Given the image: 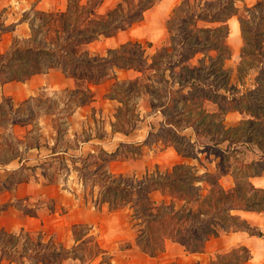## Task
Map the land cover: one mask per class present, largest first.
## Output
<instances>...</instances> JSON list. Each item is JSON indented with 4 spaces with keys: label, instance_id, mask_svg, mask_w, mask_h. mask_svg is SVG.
Segmentation results:
<instances>
[{
    "label": "trees",
    "instance_id": "16d2710c",
    "mask_svg": "<svg viewBox=\"0 0 264 264\" xmlns=\"http://www.w3.org/2000/svg\"><path fill=\"white\" fill-rule=\"evenodd\" d=\"M100 1L89 0L82 4L81 0H70L68 9L71 13L68 19L70 26L64 34L63 42L53 50L37 46L38 33L32 26V38L29 42L20 44L18 39H14L10 50L0 56V84L26 81L35 74L53 68H60L67 76L88 82H98L104 79L109 71L115 69H132L142 74L145 69L153 71L157 77L154 83L160 88L154 86L155 84L151 86L147 84L145 90L151 97L150 103L153 109L162 113L165 125L155 132L151 131L140 146L124 143L113 153L101 150L97 159L93 155L78 157L80 166H76L75 170L83 187L89 186L91 193L96 187L98 188V206L108 204L110 210L124 207L132 210V219L141 227L136 242L150 256L163 252L167 241L181 245L188 253H201L208 240L222 234L243 231L264 237L262 231L253 227L239 214L240 212L264 213V189L252 183L253 178L264 176V124L257 122L264 119V0L254 7L243 6L241 13L237 3L242 0H215V3L209 0L193 2L182 0L166 22L170 44L169 49H163V56L172 55L173 60L170 57L167 65L162 64V56L154 55L151 57V64L146 68L143 67L147 61L144 54L147 48L153 47L150 43L143 47L139 42H128L117 49L109 50L105 57L90 56L87 52L77 53V50L80 45L88 44L100 35L113 36L140 23L144 19L145 12L160 0H141L134 8L128 6L127 12L122 8L125 0H121V3L105 18L91 20L87 29L78 31L81 18L92 15ZM232 16H239L241 23L245 44L242 54L247 53L257 61L255 68L258 69V73L253 88H247L244 92L230 93L225 87L224 92H221L215 90L212 84H204L210 80L213 71H221L225 60L231 57V50L227 46L229 29L227 26H220L198 30L197 25L199 22L226 25ZM0 30L6 31L7 28L0 27ZM194 30L199 33L194 34ZM132 47L138 49L133 50ZM169 50L172 51L171 54ZM208 52H215L216 56L204 55L199 60V66H186L197 55ZM40 61H44L42 68L38 66ZM251 67L253 66L248 69ZM176 69H179V72H175ZM167 72L170 80L164 79ZM151 78L152 76L148 80H152ZM140 80L139 78L134 81L136 88ZM120 86L123 94L129 93V82L120 83ZM161 86L166 88L164 93H161ZM135 92L136 90L132 88L129 97ZM79 93L83 94L79 104L86 103L90 98L89 90ZM179 98L197 101V104L178 109L176 100ZM203 101L220 108L224 113L237 111L249 119L241 120L237 127L225 128L221 122L213 124L218 118V115L214 114L202 129L198 126L203 124L208 116L204 111L194 114L191 121H189L190 114L186 117L182 115L200 108ZM122 103L127 109V103ZM120 113L123 117L118 118V122H124L127 127L122 125L118 128L128 133L134 128V120L128 117L129 110L122 109ZM179 125L183 129L192 128L196 137L200 134L209 136L211 133H215V137L219 135L222 137L220 139L211 137L210 141L213 144H206L203 149L197 151L196 142L192 143L186 136H180L177 132L175 128ZM210 125L212 128H208ZM241 126L247 135L245 141L241 138ZM163 127L174 138L188 146L185 154L179 146H174L178 153L192 159H199L197 156L199 152L213 154L218 159V170L199 175L197 167L181 163L173 166L171 170H161L156 166L153 173L141 178L115 176L109 172L107 168L109 162L117 159L129 148L132 154L140 155L142 146L163 140V137H159L161 130L164 131ZM60 128L58 135L61 132ZM213 128H217L218 131L213 132ZM251 139H254L252 143L259 150L256 152L251 149V152L259 159L245 162L237 157L234 147L242 143L249 144ZM223 143H227L226 149L220 147ZM227 176L232 177L234 181L233 187L229 190L220 183L221 179ZM204 185L207 186L205 193ZM155 193L163 197L168 196L170 201L162 199L159 202L153 197ZM0 234L2 254L9 255L13 259H16L17 255L30 256L24 249L20 252L16 248L21 234L16 237L3 230H0ZM38 236L41 238L40 234ZM10 239L13 241L11 245ZM39 247L32 257L42 258L43 255L62 254L64 258L71 252L61 250L57 253L44 249L41 253ZM251 257L249 249L239 247L227 255L218 256L212 264H243Z\"/></svg>",
    "mask_w": 264,
    "mask_h": 264
},
{
    "label": "crops",
    "instance_id": "0c3cea01",
    "mask_svg": "<svg viewBox=\"0 0 264 264\" xmlns=\"http://www.w3.org/2000/svg\"><path fill=\"white\" fill-rule=\"evenodd\" d=\"M88 1L81 0L82 4ZM261 1L242 0L237 7H254ZM181 2L160 0L145 12L140 23L113 36L100 35L80 45L79 51L105 57L109 50L128 42L150 43L153 47L166 43V22ZM119 3L121 0H101L90 17L102 20ZM33 4L37 10L51 13L66 12L70 7L68 0H0V27L7 28L0 30V56L10 50L14 39L20 44L31 40V24L25 16ZM227 24V42L232 50V60L228 62L238 66L244 47L239 16H232ZM138 78L140 74L132 69H115L98 82H88L53 68L26 81L0 84V117L5 119L0 123V230L16 237L21 233L40 234L41 253L44 249L57 253L70 251L90 238L97 250L87 259L75 254L64 258L62 254L42 258L17 255L16 259L0 255V264H212L218 256L239 247L249 249L252 254L243 264H264V237L243 231L211 238L201 253H188L181 245L167 241L163 252L150 256L134 241L132 227L122 221L124 214L130 215L128 207L110 212L108 204L97 205V191L88 193L83 187L75 170L80 166L78 157L93 155L97 159L101 150L113 153L124 143L140 146L151 131L165 125L162 113L153 110L147 99L146 105L139 101L132 106L140 118L134 128L128 133L118 128L123 103L112 94L114 83ZM86 90L90 98L80 105L83 94L78 95L77 91ZM74 100L78 101L71 107ZM228 115L243 119V114L237 111ZM182 130L181 135L189 132L188 139L192 143L197 141L192 128ZM11 140H15L14 146ZM163 140L142 146L140 155L125 151L109 162V172L115 176H145L153 173L156 166L171 170L181 163L192 166L203 163L201 158L182 156L174 145ZM252 183L264 189V176L253 178ZM239 214L264 234V213ZM82 227L88 228L83 234L78 232Z\"/></svg>",
    "mask_w": 264,
    "mask_h": 264
},
{
    "label": "rangeland",
    "instance_id": "374dc122",
    "mask_svg": "<svg viewBox=\"0 0 264 264\" xmlns=\"http://www.w3.org/2000/svg\"><path fill=\"white\" fill-rule=\"evenodd\" d=\"M141 0H125L122 4V8L125 12L128 11V6L130 8H134L135 5H138L140 3ZM193 1H198V0H191V2ZM214 2L215 0H209V2ZM68 2H70V0H68ZM36 5L33 4L29 11L26 13V18L28 20H30V24L33 27V29L38 33V37H37V46L38 47H43V48H48L50 50H53L57 47L58 44L63 42V37L65 32L67 31V29L70 26V22L68 21V19L71 17V13L68 11V9L66 10V12H48V11H42V10H37ZM240 9V8H239ZM243 10L240 9V13ZM81 24H79L78 27V31L83 30L84 28H88L90 26V21L94 20L92 17H90V15H86L83 18H81ZM95 21V20H94ZM135 25V24H134ZM93 27L96 25H92ZM220 26H227L228 24L226 23V25H222L221 23H216V24H205L203 22H199L197 25V29L200 30L201 28H210V29H214ZM222 27V28H223ZM229 29V28H228ZM194 34H198L199 31H193ZM168 39L166 41V43L163 44H156L155 47H153V49L150 50V48H147L148 51H146V53L144 54V58L146 57V64L143 66L144 68L147 67V65L151 64V57H153L154 55H159L162 56L161 58V62L162 64H166L170 62V57H172V55H164V48H168L169 49V34H167ZM143 47H146L147 44L149 43H141ZM227 46L230 48L229 44L227 43ZM245 47V44H244ZM243 47V48H244ZM242 48V50H243ZM133 50H137L138 48H133ZM231 50V48H230ZM81 51L77 50V53H79ZM168 52H170L169 54H171V50H169ZM168 54V53H167ZM216 56L215 52H208V53H204V54H199L197 55L194 59H192L191 61H189L187 63L186 66H190V67H195V66H199V60L203 57V56ZM231 56H232V50H231ZM173 60V57H172ZM228 60H232V57L228 58L225 60L223 68L221 71H213L214 74L211 76L210 80H207L204 84L206 85H213V88L215 90H219L221 92H224V87L225 89H229L230 93L233 92H244L247 88H253L255 86V77L257 76L258 73V69L255 68V66L257 65V61L252 57L249 56L247 53L242 54V51L238 57V61H240V64L238 66L228 62ZM51 61V59H50ZM208 62V61H206ZM38 66L39 68L43 67L44 61H40L38 62ZM251 67V69H248V67ZM146 71H143L144 74L140 73L137 71V73L140 74V82L138 84V87H135V82L134 80L129 82V95L131 94L130 92H132V88H134L136 90L135 94H133L131 97H129L128 94H123V90L122 87L120 86V83H114V88H113V93L115 96H118V98H120L122 100V102L127 103V109L122 107L120 109V111L123 110H129L128 113V117H130L131 120H134L133 125H135V121H140V118H138L135 114V112L132 109L133 104H135L136 102H139L142 104L145 103L146 105V100L148 99L151 100V97L149 95L146 94V90H145V85L149 84L154 85V86H159L157 83H154L157 80V77H155V73L153 71H150L148 69H145ZM175 72H179V69H176ZM112 71H109V74H111ZM245 73V74H244ZM152 76V80H148V78ZM166 77H164V79L166 80H170L169 78V73L167 72ZM139 79V78H138ZM177 86H175L176 88ZM160 88V86H159ZM164 87L161 86V93L165 92ZM78 95H80L79 91L77 93ZM171 94H173V92H171ZM145 96V98H144ZM143 98V103L141 102ZM78 100H74L70 106L73 107L76 102ZM164 101H167L166 99H164ZM184 103V105H183ZM191 104H197V101H187L184 98H179L176 100V106L178 109H183L184 106H189ZM150 107H152L151 103H149ZM7 110V106L3 107V112H5V110ZM190 108V107H188ZM153 109V107H152ZM155 111H158L159 113H161L159 110L157 109H153ZM174 109H172L173 111ZM201 111H204L205 114H208V116L205 118V121H203V124H200L198 127L200 128H204L206 126V123H208V121L211 119L212 115L216 114L218 115V118L214 121L215 123L213 124H217L219 122L223 123V125L225 126V128H232V127H237L240 124V120L236 119V118H240L239 116L237 117H230L228 114L229 113H224L222 112V110L210 103H206V102H201L200 104V108L195 109L193 112L190 113H185L184 115H182V117H186L188 114L191 115V117H189V121L192 120L194 114H199ZM243 119L241 120H247L249 119V117H247L246 115H241ZM120 117L122 116V113H120ZM0 123H4L3 121L5 120L4 118L0 117ZM145 120V119H144ZM144 120L142 121L144 123ZM258 124L262 123V125L264 124V119L262 121H257ZM145 124V123H144ZM117 125L120 127L123 125V127H127V124H124V122H117ZM242 127V126H241ZM208 128H212V125L208 126ZM166 128L163 127V130H161L160 132V136L159 137H163V139L165 140V142L167 144H171L174 146H179L183 153H187L188 151V146L183 143V141L178 140L177 138H174L171 133L169 131L165 130ZM176 130L177 132L180 134V136H186L188 138L189 132H187L186 135H181V133H183L182 127L181 125L176 126ZM212 130V129H211ZM218 131L217 128H213V132ZM240 131H242L241 133V138L243 141L246 140L245 137H247V135H245V130L243 129V127L240 129ZM215 133H211L209 136H202V134H200V136L196 137V150H201L203 149V146L206 144H213L212 141H210L211 137H215L214 136ZM222 136H216L215 138L220 139ZM192 138V137H191ZM254 139H251L249 144L246 143H242L241 145H237L234 147L235 149V153L237 155V157L240 160H243L245 162H251L253 160H258L259 157L257 155H254L251 152V149L255 150L256 152H259V150L257 149L256 145L253 144L252 141ZM11 145L14 146V142L15 140H11ZM10 145V146H11ZM221 148L226 149L228 147L227 143H223L222 145H220ZM129 153H131L132 151L130 150V148L127 150ZM198 158L202 159V164L204 166H201L200 164H198L197 167L199 172V175H202L205 172H214L215 168L216 171L218 170V159H216L214 157L213 154L207 153V152H199L197 153ZM200 156V157H199ZM199 161V160H198ZM94 166L91 167V169H93ZM108 168V166H107ZM215 171V172H216ZM126 176H135V175H126ZM139 178H141L142 176H137ZM221 185L226 189L229 190L233 187L234 185V181L232 177H227V178H223L221 180ZM75 186L71 187L72 189L75 188ZM86 191L88 193H91L90 191V187L88 186L87 188H85ZM204 189V193L207 191V186L204 185L203 186ZM95 191L98 192V188L96 187L94 189ZM93 190V191H94ZM156 200H158L159 202L164 199L166 201H170V198L168 196H161L160 194H158L157 196H153ZM126 208V207H125ZM125 208H121V209H125ZM129 210L130 215L128 217V215L125 216V214L123 215L124 217H122V221H124L125 223H128V226L132 227V231L133 233V237H134V241L136 242L137 239V235H139V228H141L139 225H136V221L132 219V210L129 208H126ZM120 210V209H118ZM118 210H109L110 212H115ZM1 211V208H0ZM31 212V211H29ZM27 213V211H26ZM136 225V226H135ZM139 226V227H138ZM88 228H80L78 229V232H80L81 234L84 233V230H87ZM2 238L1 234H0V239ZM39 241H41L42 243V239L38 236V234H26V233H21L20 237H19V244H17V250L20 252H23L22 250L24 249L25 252H27L30 256L35 255L36 249L38 248V246H41V243H39ZM1 243V241H0ZM10 245L13 243L12 239H10L9 241ZM137 243V242H136ZM138 245V244H137ZM139 246V245H138ZM121 247H124V243L121 245ZM140 247V246H139ZM3 248L2 245H0V250ZM41 248V247H39ZM7 250V249H6ZM31 250V251H28ZM41 250V249H39ZM71 252L69 253L71 254H75L76 256H79L81 259H87L90 258V255H93L95 253H97L95 244H94V240H92L91 238L88 239L84 244H79L77 245V247H74L72 250H70ZM143 251V250H142ZM68 254V255H69ZM0 255H5L2 254V252H0ZM52 255V254H51ZM7 257H9V255H6Z\"/></svg>",
    "mask_w": 264,
    "mask_h": 264
}]
</instances>
